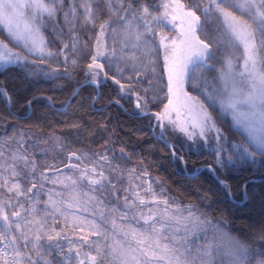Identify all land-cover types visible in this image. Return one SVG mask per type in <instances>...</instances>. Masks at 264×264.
<instances>
[{"label":"snow or ice","instance_id":"6c2138e0","mask_svg":"<svg viewBox=\"0 0 264 264\" xmlns=\"http://www.w3.org/2000/svg\"><path fill=\"white\" fill-rule=\"evenodd\" d=\"M105 3L110 19L99 25L94 52L87 65L91 83L99 84L101 74L105 79L109 78L102 61L108 60V68H111L114 59L118 75L113 83L119 86L122 94L135 95L137 108H143L147 98L135 93L134 85H139L149 71L153 80L145 92L151 90L153 100H159L163 85L156 76L157 62L152 58L157 45L154 40L147 39L150 35L158 37L167 76V103L163 111L155 114L162 130L160 138L163 139V131L168 125L183 133L189 141L197 137L206 140L208 134L214 132L218 142L215 148L217 164H222L224 154L228 162L264 158V0H207L202 9L203 21L197 15L199 5L194 3L189 6L182 0H163L159 15H153L148 6L134 9L131 2L125 8L123 0H116V6L113 0H105ZM62 4L63 0H0V30L7 34L10 43L28 54L15 51L9 43L0 39V71L12 65L35 64V60L29 61V55L41 61L53 55L42 29L48 20L56 17L58 5ZM78 8L83 10L85 24H95L98 9L94 0H79L78 7L76 3L71 4L64 13L67 24L75 26L79 18ZM121 10L126 15H119ZM112 17H117L122 25L119 31L117 28L111 29L114 37L119 36L118 49H109L106 45L105 38L109 34ZM209 20L215 23L217 32L211 40L206 39L207 33L204 31V25ZM78 43L79 37L74 35L71 44L73 53H79ZM216 43L225 45L227 54L220 68L216 69L217 75L209 79L207 73L214 68ZM64 47L67 49L69 45L65 44ZM61 54L65 55L63 52ZM68 59L65 55L66 62ZM238 60L242 61L239 66ZM71 63L75 66L77 60L72 59ZM120 63L131 68L135 80L131 74L124 76L125 68L119 67ZM186 85L191 86L197 95L187 91ZM0 96L6 97L9 104L12 103L5 90L0 89ZM217 107L221 114L230 115L244 134L240 142L231 145L225 143L218 126L219 118L214 119L213 115ZM13 139L16 140V147L10 148ZM31 147L33 145L24 140L23 133L18 139L12 137L0 140V189H6L7 193L17 198L13 201L12 196L7 200L0 197V264H57L56 259L51 258L52 249L58 250V254L64 256L66 261L74 259L76 264H99L101 258L108 257H111L109 264H186L188 254L186 249L182 250L183 245L171 247L161 243V230L165 224L160 223L158 227L157 217L167 221V225L174 226L177 231L182 229L185 236L200 231L202 219L191 210L185 216L179 207L173 213L168 201L158 200L152 185L135 169L129 172L130 184L125 189L133 199L129 202L126 196L124 207L140 209L132 218L137 219V224L142 220L143 227L129 224L125 228L113 218L111 223L114 233H122L123 240H118L115 234L110 236L107 231H102L95 219L88 220L75 214L69 217L67 214V209L79 208L85 203L81 196L88 194L77 191L83 180L87 179L89 185L96 186L102 185L107 179L103 171L99 172V178L89 175V172H97L94 165L91 168L85 165L82 169L80 165L70 163L67 167L80 172L78 178L61 177L57 173L51 182L72 189L71 198L65 202L61 193L49 191L48 200L44 202V215H41L38 207L39 182L32 183L30 188H26L22 182L28 176L21 165L23 169H29L31 165V174L35 175V161L28 155ZM68 158L69 161L75 158L81 164L85 161V156L77 153H69ZM100 159L109 160L107 156ZM147 176L148 172L144 170V177ZM43 178L48 179L47 176ZM135 179H140L141 183L133 185L131 181ZM220 183L228 188L224 181ZM21 197H27V207L19 199ZM88 199L93 200L95 197L89 196ZM161 203L166 206L163 211L159 207H149L147 212L142 210L150 204L158 206ZM116 211V208L112 209L113 213ZM101 215L103 217L102 211ZM57 216L63 218L64 224L59 230L55 226ZM128 218V212L120 213V219ZM69 231L77 234L78 239H69ZM93 236L97 239H90ZM101 239L112 240L113 243L103 244ZM173 239L177 238L173 236ZM63 240H67V254L60 243ZM93 249L95 254L92 253ZM259 255L264 258V249ZM261 264H264V260Z\"/></svg>","mask_w":264,"mask_h":264},{"label":"trees","instance_id":"16d2710c","mask_svg":"<svg viewBox=\"0 0 264 264\" xmlns=\"http://www.w3.org/2000/svg\"><path fill=\"white\" fill-rule=\"evenodd\" d=\"M94 2L98 9L95 24H85L83 12L79 10L73 32L87 47H80L78 54L73 53L70 47L63 48L57 37L44 28L48 49L53 53L51 57L41 61L29 55V61L35 60V64L12 65L0 71V88L12 99L7 108L6 99L0 96V137L12 138L23 133V137L33 139L32 153L40 167L63 166L69 153H77L91 160L107 156L119 182L124 172L147 170L149 177L163 187L166 196L181 206H188L205 220L204 234H207L208 242L212 244L211 233L218 228H231L254 241L253 260L262 258L259 253L264 249V158L233 162L223 158L222 164H217L213 150L196 140L188 141L167 126L163 137L171 144L175 153L172 155L171 150L154 136L157 129L153 126V116H139L141 112H161L162 103L166 100L162 82L163 91L159 93L160 99L155 101L150 91L145 92L146 79L134 85L135 93L147 98L143 108L136 107L134 94L120 92L119 86L113 83L115 76L111 68L105 66L109 78L105 79L101 74L98 90L92 84H83L92 79L87 65L93 38L99 25L110 18L104 0ZM129 2L134 9L148 6L153 15L161 12V0H123V7L126 8ZM56 35L61 37L62 32L58 31ZM0 39L8 42L2 30ZM151 40L155 41L157 50V37H151ZM62 52L69 57L67 62ZM156 56L159 68H162L158 52ZM72 59L77 60L75 66ZM130 74L135 80V75ZM19 86L24 90L17 91ZM186 89L197 95L191 86L187 85ZM44 97L50 100L51 105ZM68 99V105L60 110ZM213 115L214 119L219 118L218 126L228 145L241 141L243 136L232 128L227 116L217 109ZM134 127L140 129L134 132ZM201 166H210L217 179L207 169L192 177L185 175V172L191 174ZM218 180L224 181L228 188ZM113 187L121 186L116 183ZM227 192L235 201H242L244 194L246 199L239 205L229 200ZM255 208L257 214L252 213ZM248 212L263 219L255 218L253 225L248 224Z\"/></svg>","mask_w":264,"mask_h":264},{"label":"rangeland","instance_id":"374dc122","mask_svg":"<svg viewBox=\"0 0 264 264\" xmlns=\"http://www.w3.org/2000/svg\"><path fill=\"white\" fill-rule=\"evenodd\" d=\"M162 2H163V0H161V3ZM182 2H185L189 6H192L194 3L198 4L199 8L196 9L197 15H200L201 19L203 21L202 9L206 5L207 0H182ZM73 3H76L77 7L79 6V0H63V4L58 5V12H57L56 17L52 20H48L46 27H44V28H47L48 31L52 32L57 37L58 41L62 43L63 48H65L64 47L65 44H68L70 49H71L72 38L74 35L77 36L73 32L75 26L71 27L69 24H67L65 22V19H64V13L68 11L69 6ZM104 3H105V0H104ZM113 4H114V6H116V0H113ZM105 6L107 8L106 3H105ZM78 10H81L83 12L82 9L78 8ZM107 10H108V8H107ZM119 15H125V14L122 11H120ZM109 19L110 18H108L105 21H109ZM75 24H76V22H75ZM121 27H122V25L118 22L117 17H112L110 20L109 34L105 38L106 39V45L109 49H112V48L118 49L119 48V46H120L118 43L119 36L117 35L114 37L111 34V29L117 28L119 31V29ZM44 28L42 29V31H43V34H44L45 40H46ZM58 31L62 32L61 37H58L56 35V33ZM98 31H99V27H98L97 32H96V34L93 38V41H92L93 44H92V47L90 49L91 52H90V56H89V63L91 61V55L94 52V46L96 43V36H97ZM157 31H159V29H157ZM204 31H205V33H207L206 39H208V40H211V37L217 35L215 23L212 20H209L208 22L205 23ZM4 34L7 36V34L5 32H4ZM151 37H153V36L150 35L147 37V39L152 41ZM153 38H155V37H153ZM114 40H116L117 42L114 43ZM157 41H159L158 37H157ZM6 43H9V46L13 47L15 51H20V52H22V54L28 55L22 48L13 45L9 41ZM158 45H159V43H158ZM80 47L84 48L85 42L79 38L78 48H80ZM215 49H216V54L214 56V68L211 72L207 73V76L209 79H212L213 77H215L217 75L216 69L220 68V66L223 63L224 56L227 54L226 50H225V45H223L221 43H216ZM156 52H158V56H160V58H161L162 68H159V65L157 62ZM156 52L152 58L155 59L157 62V64H156V76L158 77L160 83L162 82L164 87H165V97H166V94H167V87H166L167 76H166V73L164 71V58H163L164 54H163V50L160 49L159 47L156 50ZM75 54H78V53H75ZM102 62L105 64L106 67H108V64H109L108 60H104ZM241 62L242 61L238 60L237 66H239V64ZM111 64H112L111 69H113L114 76L116 77L118 75L116 60L113 59L111 61ZM119 67L125 68V71H124L125 77H127L129 73H132L131 68L126 67L123 63H120ZM143 79H146V80H144L145 81L144 84H146V88H148L149 82L153 80V75H152L151 71H149ZM186 87H187V85H186ZM19 89H21V91L24 90L23 86H21V87L19 86L17 91ZM150 93H151V96L153 97V92L151 90H150ZM166 103H167V98H166L165 102L162 103L161 111H163L164 104H166ZM217 110L220 112L219 107H217ZM42 115L46 116V114H44V113H42ZM222 115L227 116L229 118L231 126L234 130L239 132L242 136L244 135L242 133V131L235 125V123L232 120L230 115H226V114H222ZM153 119H154V117H153ZM153 123L155 124V128L157 129L159 126L157 120L155 119V121ZM168 127L170 130H172L174 132L177 131L171 125H168ZM132 129H135L134 130V132H135V131H138V129H140V128L134 127ZM177 132H179V131H177ZM179 134L183 138L187 139V137L183 133L179 132ZM163 135H164V131H163ZM15 137L18 139L20 136H15ZM9 138L10 137H0V140H7ZM23 138L28 144L33 145V147L28 149V155L32 160H34L33 153H32V151H34V141L31 138H26V137H23ZM195 140L198 143L205 145L210 150H213L214 156L216 157L215 148H216L217 143H218L216 140V133L210 132L208 134L206 140L200 139L199 137H197ZM231 144H236V143H231ZM15 147H16V140L13 139L11 142L10 148H15ZM224 158L227 160L226 154H224ZM91 159L92 158L85 156L84 164H81V162L77 161L75 158H73L71 161H69V158H67L65 165L60 166V167H55L53 165L40 167V166H37V164L35 162V175L34 176L31 174V165H29V169H23V166L21 165L20 166L21 169L24 170L26 172V175L28 176V179H23L22 182L24 183L26 188L32 187V183H34V182H37V181L39 182L37 184V190L40 192V197H39L40 203H39L38 207L41 209V215H44V211H43L44 210V202L48 200L49 191H52L54 193H61L63 200L65 202H67L71 198L70 193L72 192V189L65 188L61 184H53L51 182L52 179L56 178L57 173H59V175L61 177L73 176L74 178H78L80 176V172L75 170V169H71V168L67 167L70 163L78 164V165H80V167L82 169L85 167V165L88 168H91L94 165L97 169V172L96 173L89 172V175H91L93 178H99V172L103 171L104 176L107 177V179L105 181H103L102 185H96V186L89 185L87 179L83 180L81 182V186H79L77 188V191L81 194H83V193L88 194V196H83V195L81 196V199L85 203L82 207H79V208L74 207V208L67 209L66 210L67 214L69 215V217H71V215L75 214L77 216L84 217L88 220L95 219L96 223L98 225H100L102 231H107L110 236L115 234V236L118 240H123L124 237H123L122 233H119V232L114 233V230L112 228V223H111L113 218L116 219L118 225H121L125 228L129 224H131L133 227H143V221L142 220H140L139 224H137V219L132 218L133 216H135L140 211V209H126L124 207L126 196H127L129 202L133 199V197L130 194L125 192V189L128 188L129 184H130L129 172L131 170L124 172V174L122 175V181L119 182L116 179V173H114L115 172L114 167L108 161L107 162L103 161L99 157L96 158L95 160H91ZM208 167H210V166H208ZM136 171L141 177H143L145 180L148 181V183H150L152 185L153 190L157 193L158 200H167L168 201V207H170L172 209L173 213L175 212L177 207H179L181 210H183V214L185 216H187L188 210H191L188 206H181L178 203L173 202L168 196L165 195V191L159 182L153 180L151 177H149V175L147 177H144V172H142L140 170H136ZM41 174H43V176H47L48 179L45 180ZM131 182L133 185H137V184L141 183V180L135 179V180H132ZM116 183H119L121 187H113V186H115ZM41 184H42V188L40 187ZM141 191H142V189H141ZM29 195H31V194H29ZM10 196H12V194L7 193L6 189H0V197L7 200ZM89 196H94L95 199L89 200L88 199ZM12 199H13V201H15L17 198L12 196ZM19 199L21 200L22 203L25 204L26 207L28 206L27 197H21ZM33 199H35V197H33ZM149 199H150V197H149ZM98 204L100 205L99 207H98ZM149 207H151L153 209L159 207V209L161 211H163L166 206L163 203L159 204L158 206L156 204H150V205L144 207L142 210L144 212H147ZM113 208L117 209V211L115 213L112 212ZM101 211L103 212V217L101 215ZM122 212H128L129 218L126 220L120 219V213H122ZM249 212H248L249 219H248L247 223L253 225L254 224L253 219L258 218V217H256L255 215H253ZM252 213H254V214L258 213V211H256V208L254 209V211ZM260 219H263V217L261 216ZM260 219L258 218V220H260ZM157 220H158V224H157L158 227H159L160 223L165 224V227L161 230L162 231L161 243L162 244H169L171 247H181V245H183L182 250H184V249L187 250L186 255L187 254L188 255H187L186 261H188L189 264H197V260H198L199 256L202 253H205L210 249L211 243L208 242V239H206V237H205V235H207V234L206 233L204 234V232L206 230L205 220L202 219V221H201L203 226H202L200 231H198L194 235H187V236H185V233L182 229L177 231L174 226L169 227L167 225V221H162V220H160L159 217H157ZM251 220H252V222H251ZM255 223H257V221ZM55 226H56L57 230H59L61 227H64L62 217L57 216ZM68 236H69V239H74V240L78 239L77 234H74L70 231L68 233ZM173 236H175L177 239L174 240ZM90 239L96 240L97 238L93 236V237H90ZM60 243L64 246V253L67 254V252H68L67 240L60 241ZM101 243L110 244V243H113V241L112 240L105 241V240L101 239ZM85 250L87 251L88 249L85 247ZM51 251H52V257L51 258H55L57 261V264H76L74 259L66 261L64 256H61L58 254V250L52 249ZM106 251H107V249H106ZM92 253L95 254L94 249L92 250ZM72 255L74 256V253ZM149 259H151V257H149ZM110 261H111V257H108L107 259L101 258L99 261V264H109Z\"/></svg>","mask_w":264,"mask_h":264},{"label":"clouds","instance_id":"9594fccd","mask_svg":"<svg viewBox=\"0 0 264 264\" xmlns=\"http://www.w3.org/2000/svg\"><path fill=\"white\" fill-rule=\"evenodd\" d=\"M211 241L210 249L199 256L197 264H261L264 260H253L254 241L231 228H218L211 233Z\"/></svg>","mask_w":264,"mask_h":264},{"label":"water","instance_id":"95a60500","mask_svg":"<svg viewBox=\"0 0 264 264\" xmlns=\"http://www.w3.org/2000/svg\"><path fill=\"white\" fill-rule=\"evenodd\" d=\"M96 85V84H95ZM78 89V87L75 89V91ZM75 91H74V93H75ZM46 99H48V98H46ZM48 102H49V104H50V100H48ZM115 103H117L118 105H120V103L119 102H117V101H114ZM69 103V99L66 101V103H65V105H64V107H66L67 106V104ZM7 106H9V103H8V101H7ZM64 107L63 108H61V109H64ZM154 115L156 114V112H152ZM141 115H144V113H142ZM160 131H161V128L159 127V133H160ZM158 138H160V136L158 135ZM162 140V139H161ZM163 142H164V144L167 146V147H169L170 148V145L167 143V142H165L164 140H162ZM195 174H193L192 176H194ZM190 176V175H189ZM231 199V198H230ZM232 200V199H231ZM239 204H240V202H239Z\"/></svg>","mask_w":264,"mask_h":264}]
</instances>
